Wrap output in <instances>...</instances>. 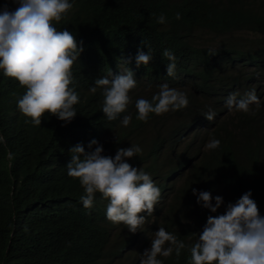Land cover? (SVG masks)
<instances>
[{"label": "trees", "instance_id": "trees-1", "mask_svg": "<svg viewBox=\"0 0 264 264\" xmlns=\"http://www.w3.org/2000/svg\"><path fill=\"white\" fill-rule=\"evenodd\" d=\"M70 2L73 10L54 25L83 47L73 67L80 103L71 122L46 113L41 126L25 123L17 107L25 89L0 70V264H122L125 253L149 244L159 227L191 244L209 215L223 214L227 203L249 190L264 216V0ZM161 14L165 24L157 23ZM236 33L254 38L226 39ZM138 49L151 52L149 65L136 67ZM165 50L176 57L177 78L167 76ZM126 69L137 80L132 103L108 121L102 89L93 94L90 88ZM165 82L185 92L189 106L138 121L135 101L151 100ZM253 88L261 104L259 110L251 106L255 115L225 107L230 94L243 98ZM210 108L217 114L213 121L204 117ZM123 115L132 116L128 127L120 123ZM211 138L221 141L219 148L205 147ZM93 139L113 157L118 148L139 145L142 154L127 162L151 174L161 190L153 215L142 213L147 221L135 234L106 218L109 201L100 193L86 209L79 180L67 175L70 148L79 143L94 151L88 148ZM192 188L222 196L225 204L210 213L196 203ZM158 258L189 264L190 252Z\"/></svg>", "mask_w": 264, "mask_h": 264}, {"label": "clouds", "instance_id": "clouds-1", "mask_svg": "<svg viewBox=\"0 0 264 264\" xmlns=\"http://www.w3.org/2000/svg\"><path fill=\"white\" fill-rule=\"evenodd\" d=\"M9 3L17 7L13 10ZM73 7L70 0H6L0 6V70L25 89L17 100V107L28 118L25 123L30 122L33 126H41L46 113L66 123L77 115L75 105L80 103V96L74 87L73 67L83 47L78 46L71 32L58 30L54 25V22L66 19ZM175 18L181 19L180 13H176ZM166 22L163 14L157 19L159 24ZM163 56L170 61L166 65L167 76L177 78L175 55L165 50ZM153 58L150 51L146 54L138 49L136 67L149 65ZM121 59L126 64L131 62L130 59ZM136 87L134 73L126 69L118 75L110 73L96 79L90 92L95 94L102 89V112L108 121H116L132 103L130 92ZM252 105L257 110L261 107L254 88L243 98L238 99V94L234 93L225 101L229 111L235 108L255 115ZM188 106L187 94L165 82L159 85V91L151 100L138 98L135 101L136 119L147 123L152 114L159 116ZM216 115L210 108L204 117L213 121ZM131 121V115H123L120 119L124 127H128ZM0 142H5L3 136H0ZM220 144L219 139L211 138L205 147L215 150ZM93 146L94 151H86L79 143L70 148L67 175L79 180L84 189L80 201L86 209L94 206L95 195L100 193L109 201L106 218L114 224L123 223L129 232L135 234L147 221L142 213L151 217L161 199V190L151 174L127 162L142 154V148L136 144L121 147L113 157L104 155L103 146L95 139L90 141L88 148ZM8 159H12L10 152ZM192 193L197 197L196 203L210 213H217L225 204L222 196L213 198L210 191L198 192L192 188ZM252 195L249 190L235 203H227L223 214L209 215L202 232L195 233L197 239L191 244L159 227L146 245L151 246L150 249H146L137 261L140 264H164L158 257L170 258L175 253L179 258L182 250L187 249L189 264H264V216L260 215ZM137 246L133 245V248Z\"/></svg>", "mask_w": 264, "mask_h": 264}, {"label": "rangeland", "instance_id": "rangeland-1", "mask_svg": "<svg viewBox=\"0 0 264 264\" xmlns=\"http://www.w3.org/2000/svg\"><path fill=\"white\" fill-rule=\"evenodd\" d=\"M237 38H248V39H251V38H254V36H252V35H249V34H239V33H236V34H234V35H231V36H229L228 38H226V39H232V40H237ZM191 138H192V140H191V142L193 141V136H191ZM172 197V196H171ZM180 229H181V227H180ZM156 231H158V229L156 230ZM155 231V232H156ZM150 247L151 246H146V247H143V246H137V247H135V248H131V249H129L126 253H125V255H124V257H123V259H122V263L123 264H129V261L127 260V258L130 256L132 259H134L135 258V260L137 261L138 259H139V257L141 258V256H142V254L144 253V251L146 250V249H150Z\"/></svg>", "mask_w": 264, "mask_h": 264}]
</instances>
